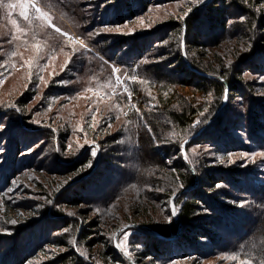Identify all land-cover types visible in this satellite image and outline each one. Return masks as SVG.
<instances>
[{
  "label": "trees",
  "instance_id": "obj_1",
  "mask_svg": "<svg viewBox=\"0 0 264 264\" xmlns=\"http://www.w3.org/2000/svg\"><path fill=\"white\" fill-rule=\"evenodd\" d=\"M53 1L67 3L66 0ZM202 1L205 0H196ZM151 2L152 0H120V6H113L115 10L112 8L113 20L106 22L113 27L122 25L128 19L135 20L140 14L148 11ZM242 2L243 6L240 0H208L189 17L180 19L178 33L173 30L174 42L168 52L162 51L160 43L172 38L171 30L168 36L165 34L166 30H160L158 33H150L147 37H134L131 40L89 35L97 26H91L87 6H45L56 10L58 16H66L75 22V29L68 33V36L74 38L73 41H69L67 36L60 38L55 35L54 38H49L36 19L29 24L25 37L14 38L18 36L7 33L3 38V42H6V62L11 70L21 66L28 67L34 75H40L37 70L45 67L51 59L67 56L69 62L65 70H69L72 75L71 87L66 95H86L114 104L108 106V116L102 117V122L110 118L109 125L119 124L114 132V141H117L122 155L119 162L124 164L125 168L111 172V175L120 172L122 177L120 183L114 184V189L120 196L132 192L131 198L135 200V206L145 209L146 214L151 209L149 204L153 206L152 203L161 195V198L166 200L168 221L171 218V222L161 223L150 214V217L147 216L141 222L133 223L153 237L149 244L146 243L144 256L150 253L160 256L167 251L173 253L170 250L176 246L180 251H197L204 256L207 252L201 250L202 246L196 243V238L206 237L217 248L211 252L230 260H233L232 256H236L234 264H264V187L240 186L241 176L238 171L211 168L205 156L198 159L197 167L191 151V147L198 143H206L205 145L219 150L239 149L236 145L238 141L230 136L232 122L226 115L228 104L221 109L220 107L224 102L226 89L228 99L236 98L238 94L249 95L248 92L253 88L245 82L244 70L252 71L256 66L261 67L260 61L264 59V10L259 8L263 2ZM232 9L246 11L250 18L241 26L251 33L245 52L248 56L239 59L236 65L228 66L218 58V53H214L212 58L216 61L207 63L198 57L200 53L194 51L207 50L208 44L204 41L211 40V34H216L219 30L222 32V41L230 39L227 30L232 15L229 10ZM30 12L32 16L33 10ZM257 27L259 33L255 31ZM77 38L83 41L84 47L77 42ZM237 39L244 40L242 33ZM63 41H66L69 47L62 45ZM25 52L36 53L37 56L28 61L23 57ZM166 56L168 59L165 63L159 65L157 61ZM148 59L154 60L155 63L144 62ZM107 64L120 69L122 76L109 72ZM63 65L62 62L60 67ZM117 77L120 78L119 83ZM244 87L246 90L241 92ZM125 88L127 92L124 91ZM187 89H191L192 93L187 92ZM263 122L264 104L258 100L254 105V118L249 120L259 136L258 141L261 140V134L264 136ZM194 125L196 126L193 127ZM62 126L55 128V137L61 147L58 157L67 156L68 139L77 133L73 122L64 120ZM195 135L197 136L185 146V158L182 153L183 145ZM87 138L84 146L74 145V155L78 154L82 158L81 161H76V158L73 160L75 164L70 173L92 165L93 159L89 154L92 147L97 148L98 161H112L111 158L105 161L111 153L102 156L104 147L100 140ZM225 140L230 142L227 144ZM11 147L14 152L19 149L18 143H11ZM17 157L18 154L13 155L9 162L12 169ZM67 157L73 159L70 154ZM87 173H90L89 170ZM105 179V175L101 176L100 180L96 181L95 188ZM218 183L242 191L246 196L232 198L231 203L219 204L215 201L219 196L214 193ZM158 190L161 192L156 194ZM80 195L72 196L65 203L71 207L84 205L85 199ZM172 198L177 213L174 217L171 209ZM112 201L111 195L106 194L101 204L96 203L100 204L99 211L105 215L106 206L109 207ZM240 204L243 206L239 209L237 207ZM206 210L218 217L216 225H207L204 219L200 218V214ZM85 227L82 226L80 232H77L78 239L86 244L88 249H92L100 243L95 237L90 238L92 234L97 233L99 225L96 221H91ZM224 232L228 233L226 239L222 237ZM181 236L184 242L175 246ZM227 239L230 244L226 245ZM104 243L107 244L105 241ZM113 249L118 253L119 250L114 244L112 247L107 245L106 250L109 253H114ZM81 254L70 250L66 255L58 256L56 260L60 264H85ZM17 261L0 264H17Z\"/></svg>",
  "mask_w": 264,
  "mask_h": 264
},
{
  "label": "rangeland",
  "instance_id": "obj_2",
  "mask_svg": "<svg viewBox=\"0 0 264 264\" xmlns=\"http://www.w3.org/2000/svg\"><path fill=\"white\" fill-rule=\"evenodd\" d=\"M66 1L67 3L64 4L63 1L40 0L38 4L42 11L48 13L51 24L61 29L58 33L55 27H50L47 23L41 24L39 20H36L49 38H54L55 35L63 38L65 35L62 33L68 34L75 29L76 24L66 16H58L56 10L45 6H87L91 26L93 24L97 26L91 31L93 36L106 35L111 38L122 37L131 40L134 37H147L151 35L150 33H158L160 30H166L165 34L168 36L171 30L172 38L160 43L162 51L168 52L174 42L173 30L178 33L180 19L189 17L208 0L202 2L152 0L147 12L140 14L135 20L128 19L122 25L113 27L106 20H113L112 8L120 6V0L118 2L117 0ZM242 1L240 0L241 6L244 4ZM255 1L263 2L259 8L264 10V0ZM32 2L33 0H2L3 5L16 4L17 7L0 6V263L6 261L15 263L18 260L17 264H60L56 260L57 257L66 255L72 250L75 253H82L85 264H234L233 260L211 252L217 248L206 237L196 238V243L202 246L201 250H204V253L207 252L204 256L197 251H180L176 244L184 242L182 236L175 242L176 247L170 250L173 253L167 251L160 256L154 253L148 256L143 255L147 248L146 243L149 244V240L151 241L153 237L133 223L141 222L147 216L150 217V214H153L158 222H167L166 200L160 195V198L152 203L153 206L149 204L151 209L146 214L145 209L135 206V200L131 198L132 192L120 196L115 191L114 184L120 183L122 177L120 172L113 175L111 172L125 168L124 164L119 162L122 155L117 141H114V132L119 124L109 125V117L105 119L107 121L102 122V117L108 116L106 115L108 106H114V104L108 100L89 98L86 95L78 97L74 94L66 95L71 87L70 75H72L69 70H65L69 62L67 56L51 59L45 67L37 70L40 75H34L28 67L21 66L11 70L7 66L6 42H3V38L7 33L16 35L20 39L25 37L29 21L19 15L22 11L19 4ZM30 10L31 8H29L31 17ZM229 11L232 14L227 30L230 39L222 41V32L219 30L216 34H211V40L204 41L208 44L207 50L194 51L200 53L198 57L207 63L216 61L212 58L214 53H218V58L228 66L236 65L239 59L248 56L245 52L251 33L241 26L250 18L246 11L239 12L234 9ZM13 20L16 24L12 23ZM255 31L260 32L258 27ZM240 33L244 40L237 39ZM161 36L162 34L159 37ZM62 45L69 47L66 41H63ZM33 56L37 54L32 52L23 54L28 61ZM167 59V56L162 57L157 63L163 65ZM153 61L148 59L144 62L154 64ZM62 62L64 67H60ZM95 63L99 62L95 61ZM260 64L261 67L256 66L252 71L244 70L243 78L253 88L251 92H248L249 95L238 94V97L228 99V89H226L227 99L220 107L221 109L228 104L226 115L232 122L230 136L238 141L236 145L239 149L219 150L208 144L205 145L206 143H198L191 147L196 164L198 159L205 156L209 167L234 169L240 173V186L254 188L264 187V157L251 155L254 152L264 151V136L261 134V140L258 141L259 136L254 131L255 127L252 128L249 123V120L254 118L256 102L259 100L264 104V59L260 61ZM106 66L109 72L122 76L121 71H113L118 68L110 64ZM244 89L245 87L241 88V92ZM187 92L192 93L191 89H187ZM64 120L73 122L77 132L68 139L67 156L70 154L72 158L74 145L84 146V143L88 141L87 137H92L91 139L100 140L103 143L102 156L105 153L112 154L107 156L105 161L110 158L112 161L110 163L98 161L97 148L92 147L89 149L93 159L92 165L70 173L75 164L73 160L76 158V161H81L82 157L77 154L71 160L67 156H57L61 147L55 137L57 134L55 128L63 127ZM88 122L91 124L88 125ZM225 141L227 144L230 142ZM11 143H18V151H12ZM240 152H247L250 155L243 159L238 155L231 157L228 155ZM15 154H18V157L12 169L9 162ZM184 155L186 158V154ZM230 160L235 162L230 163ZM245 163L247 166L241 167ZM196 166L198 167L199 164ZM91 173L94 174L91 175ZM103 175L106 179L103 183L99 182L100 184L95 188L96 181ZM218 184L222 186L215 187L214 193L219 196L215 200L219 204L231 203L232 198L246 196L242 191ZM160 192L158 190L156 194ZM80 194L85 199L84 205L71 207L65 203L72 196ZM106 194L111 195L113 203L109 207L106 206L107 212L104 215L99 208ZM172 206H174L173 198L171 209ZM237 208L240 209L241 206ZM50 211L59 214L56 215ZM200 218L204 219L207 225H216L218 220V217L210 210L201 213ZM12 221H15V224ZM91 221H96L99 229L90 238L95 237L100 243L88 249L86 244L79 241L77 232ZM121 225L125 227L119 228ZM126 227L128 228L124 229ZM224 233L222 237L226 239L228 233ZM228 239L226 245L230 244ZM121 242L124 247H117V244ZM113 244L119 250L118 253L114 252V249L112 254L106 250L107 245L112 247Z\"/></svg>",
  "mask_w": 264,
  "mask_h": 264
},
{
  "label": "snow or ice",
  "instance_id": "obj_3",
  "mask_svg": "<svg viewBox=\"0 0 264 264\" xmlns=\"http://www.w3.org/2000/svg\"><path fill=\"white\" fill-rule=\"evenodd\" d=\"M39 2H40V0H33V2H32L31 4L20 3V4H19V7L22 9V11H20L19 15H20L21 17H23L25 20L29 21V24H31V22H32L33 19H36V20H39V21L41 22V24L47 23L48 26H50V27H55L54 25L51 24V19H50L48 13L45 12V11H42L41 7L38 6ZM0 6H2V7H11V8H16V7H17L16 4H12V5H3L2 0H0ZM29 8H31V9L33 10V13H32V16H31V17L29 16ZM12 23H13V24H16V21L13 20ZM106 27H107V26H106ZM55 31L59 33V32H61V29H60L59 27H55ZM62 35L67 36L69 41H73V39H74L72 36H68L67 33H62ZM89 35H92V33H89ZM14 38H19V37H14ZM77 42H79V43L81 44V46L84 47V45H83V41H79L78 38H77ZM246 50H247V49H246ZM230 63H231V62H229V64H230ZM113 71H114V72H119L120 69H114ZM117 82H118V83L120 82V78H119V77H117ZM124 91L127 92V88H125ZM129 98H130V94H129ZM205 122H207V121H205ZM199 123H200V122L198 121L197 124H199ZM195 126H196V125H194L193 127H195ZM93 155H95V152H93ZM228 155H229V157H231L232 155H238L241 159H243V158L248 157L250 154L247 153V152H240V153H235V154H234V153H229ZM251 155H252L253 157L256 156V155H259V156H261V157H264V151L259 152V153H255V152H254V153H252ZM229 162H230V163H234L235 161L230 160ZM246 166H247L246 163L241 165V167H246ZM221 186H222V185H220V184H217V185H216L217 188H219V187H221ZM133 187H134V186H133ZM9 191H11V189H9ZM238 206H241V207H242L243 205L241 204V205H238ZM176 215H177V213H176V211H175V206H173L172 216L174 217V216H176ZM168 222H171V218H169V221H168ZM12 223L15 224V221H12ZM126 238H127V237H125V239H126ZM117 247H119V248H123L124 245H123V243L121 242V243H118V244H117ZM126 254H127V253H126ZM236 258H237L236 256H232V257H231V259H233V260H235Z\"/></svg>",
  "mask_w": 264,
  "mask_h": 264
},
{
  "label": "water",
  "instance_id": "obj_4",
  "mask_svg": "<svg viewBox=\"0 0 264 264\" xmlns=\"http://www.w3.org/2000/svg\"><path fill=\"white\" fill-rule=\"evenodd\" d=\"M226 99H227V91H226V97H225V99H224L223 105H224ZM199 133H200V132H199ZM199 133H198L197 135H199ZM197 135H195V136L192 137V138H189V139L184 143L183 148H182V153H183V154H185V146H186V144L189 143L190 141H192L193 138H195ZM175 197H176V196H175ZM175 197H174V198H175ZM174 198H173V200H174ZM172 209H173V206H172ZM127 228H128V227H126V228H124V229H127Z\"/></svg>",
  "mask_w": 264,
  "mask_h": 264
}]
</instances>
